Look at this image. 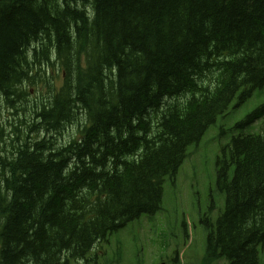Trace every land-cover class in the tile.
I'll use <instances>...</instances> for the list:
<instances>
[{
	"label": "trees",
	"instance_id": "obj_1",
	"mask_svg": "<svg viewBox=\"0 0 264 264\" xmlns=\"http://www.w3.org/2000/svg\"><path fill=\"white\" fill-rule=\"evenodd\" d=\"M262 87L264 0H0V264H91ZM217 165L226 206L206 260L259 264L264 131Z\"/></svg>",
	"mask_w": 264,
	"mask_h": 264
},
{
	"label": "rangeland",
	"instance_id": "obj_2",
	"mask_svg": "<svg viewBox=\"0 0 264 264\" xmlns=\"http://www.w3.org/2000/svg\"><path fill=\"white\" fill-rule=\"evenodd\" d=\"M263 103L264 87L256 89L242 104L236 98L201 141L190 146L176 177L166 179L161 210L152 216L144 215L109 235L108 242L97 252L99 264H209L205 261L209 228L204 220L210 217L215 222L226 202L217 165L221 147L240 133L263 131L260 125L263 116L254 123L242 125ZM0 113L2 118L8 115L4 109ZM258 250L259 264H264V245H259ZM211 264L228 262L222 258Z\"/></svg>",
	"mask_w": 264,
	"mask_h": 264
},
{
	"label": "bare ground",
	"instance_id": "obj_3",
	"mask_svg": "<svg viewBox=\"0 0 264 264\" xmlns=\"http://www.w3.org/2000/svg\"><path fill=\"white\" fill-rule=\"evenodd\" d=\"M47 64V63H46ZM43 66V65H42ZM6 108V107H5ZM6 113V112H5ZM250 114V113H249ZM256 122V121H255Z\"/></svg>",
	"mask_w": 264,
	"mask_h": 264
}]
</instances>
